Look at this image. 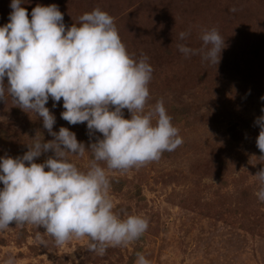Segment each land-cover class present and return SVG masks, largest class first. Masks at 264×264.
I'll use <instances>...</instances> for the list:
<instances>
[{
    "label": "rangeland",
    "instance_id": "obj_1",
    "mask_svg": "<svg viewBox=\"0 0 264 264\" xmlns=\"http://www.w3.org/2000/svg\"><path fill=\"white\" fill-rule=\"evenodd\" d=\"M10 4L0 0V26L8 22ZM38 4L58 5L66 27L97 7L114 17L129 53L149 57V104L163 98L184 142L159 161L109 173L116 210L149 220L139 240L99 256L88 251L87 239L57 247L42 227L13 223L0 231V264L9 255L17 264H135L137 252L151 264H264V202L255 195L259 183L253 177L264 168L255 124L264 115V0H24L29 19ZM213 27L226 45L217 66L179 52L178 43L202 47V31ZM182 31L189 33L183 41ZM52 104L50 98L53 131L67 127L87 147L86 122L68 124L60 115L62 100ZM37 132L44 141L53 139L35 114L6 94L0 101V157L22 155ZM90 156L71 160L84 169Z\"/></svg>",
    "mask_w": 264,
    "mask_h": 264
},
{
    "label": "clouds",
    "instance_id": "obj_2",
    "mask_svg": "<svg viewBox=\"0 0 264 264\" xmlns=\"http://www.w3.org/2000/svg\"><path fill=\"white\" fill-rule=\"evenodd\" d=\"M23 3L11 0L8 22L0 26V101L5 103L7 94L16 107L35 114L53 139L44 141L37 132L22 155L0 157V231L13 223L42 227L57 247L87 239L88 251L103 256L110 247L139 240L149 227L142 214L116 210L109 173L159 161L184 141L163 98L149 104L154 71L149 57L129 53L114 17L97 7L66 27L58 5L38 4L29 19ZM188 35L182 31L179 39ZM200 40L198 49L183 43L177 49L186 58L200 55L217 66L225 39L213 27L204 29ZM50 98L53 108L62 100L60 115L68 124L86 122L87 147L67 127L53 131L56 117L46 107ZM255 124L264 160V115ZM86 152L91 156L81 169L71 157L83 158ZM253 177L259 183L255 195L264 202V168ZM36 239L46 243L39 234ZM136 257L135 264H151L141 252ZM4 264H17L16 258L9 255Z\"/></svg>",
    "mask_w": 264,
    "mask_h": 264
}]
</instances>
